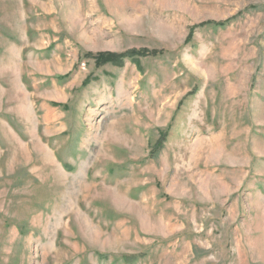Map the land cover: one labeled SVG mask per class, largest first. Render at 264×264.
Wrapping results in <instances>:
<instances>
[{"label":"rangeland","instance_id":"obj_1","mask_svg":"<svg viewBox=\"0 0 264 264\" xmlns=\"http://www.w3.org/2000/svg\"><path fill=\"white\" fill-rule=\"evenodd\" d=\"M0 264H264V0H0Z\"/></svg>","mask_w":264,"mask_h":264},{"label":"trees","instance_id":"obj_2","mask_svg":"<svg viewBox=\"0 0 264 264\" xmlns=\"http://www.w3.org/2000/svg\"><path fill=\"white\" fill-rule=\"evenodd\" d=\"M130 54L146 55L148 54L147 50L142 51H132ZM154 53V52H151ZM125 55L123 53H111V52H101L98 53L95 58L98 63L112 62L115 65H121V60ZM161 146L160 140L157 142V147Z\"/></svg>","mask_w":264,"mask_h":264},{"label":"bare ground","instance_id":"obj_3","mask_svg":"<svg viewBox=\"0 0 264 264\" xmlns=\"http://www.w3.org/2000/svg\"><path fill=\"white\" fill-rule=\"evenodd\" d=\"M104 182H105V180H104ZM98 185V184H97ZM105 189V188H104ZM118 196V195H117Z\"/></svg>","mask_w":264,"mask_h":264}]
</instances>
